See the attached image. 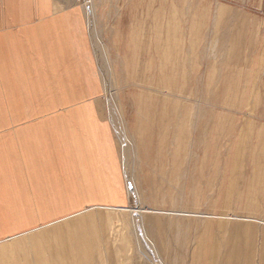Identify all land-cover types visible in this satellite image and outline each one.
I'll return each instance as SVG.
<instances>
[{
  "label": "rangeland",
  "instance_id": "374dc122",
  "mask_svg": "<svg viewBox=\"0 0 264 264\" xmlns=\"http://www.w3.org/2000/svg\"><path fill=\"white\" fill-rule=\"evenodd\" d=\"M49 3L78 13L95 83L31 98L90 105L118 186L16 207L0 264H264V0Z\"/></svg>",
  "mask_w": 264,
  "mask_h": 264
},
{
  "label": "crops",
  "instance_id": "0c3cea01",
  "mask_svg": "<svg viewBox=\"0 0 264 264\" xmlns=\"http://www.w3.org/2000/svg\"><path fill=\"white\" fill-rule=\"evenodd\" d=\"M3 4L0 232L14 225L5 217L13 215L16 207L23 209L19 212L23 215L20 222L30 223L34 221L32 214L35 219H46L65 213V209H75L84 197L89 199L91 192L93 198L100 196L96 187H103L110 196V187L118 186L113 185L108 168L111 144L103 152V144L109 139L106 124L94 118L90 105L33 103L35 96L31 98L38 84L45 95H71L81 67L86 85L91 76L95 83L94 72L90 74L92 66H81L87 62L91 65L92 60L82 38L78 13H59L50 7L49 0H4ZM65 79L70 81L67 86ZM43 94L36 95V100ZM36 200L47 202L36 205L37 214L31 211L32 201Z\"/></svg>",
  "mask_w": 264,
  "mask_h": 264
}]
</instances>
